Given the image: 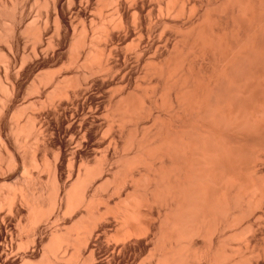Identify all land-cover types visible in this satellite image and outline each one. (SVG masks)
Listing matches in <instances>:
<instances>
[{
	"label": "bare ground",
	"instance_id": "bare-ground-1",
	"mask_svg": "<svg viewBox=\"0 0 264 264\" xmlns=\"http://www.w3.org/2000/svg\"><path fill=\"white\" fill-rule=\"evenodd\" d=\"M49 48H66L69 66L35 73L37 93L21 107L13 69ZM132 58L155 85L145 99L120 90L103 110L115 150L130 126L132 156L99 149L96 167L84 158L75 167L81 157L70 150L65 178L66 144L43 111L61 125L76 104L67 128L94 149L101 141L86 124L101 111L90 102L78 118L79 94L88 74ZM263 225L264 0H0V264H116V251L131 248L146 250L148 264H264ZM103 236L117 242L107 262L96 259Z\"/></svg>",
	"mask_w": 264,
	"mask_h": 264
},
{
	"label": "rangeland",
	"instance_id": "rangeland-1",
	"mask_svg": "<svg viewBox=\"0 0 264 264\" xmlns=\"http://www.w3.org/2000/svg\"><path fill=\"white\" fill-rule=\"evenodd\" d=\"M32 8V9H31ZM34 9V7H31V6H29L28 7V10H29V12L30 11H34L33 13L32 12H30V18H33L34 16H36V12H35V9ZM92 11H94V9H91V13H92ZM32 13V14H31ZM35 14V15H34ZM95 15V13L93 12L92 13V15L91 16H94ZM154 19H156V18H154ZM86 23V25H88L89 24V21H85ZM88 23V24H87ZM79 25H80V22H79ZM86 27V26H85ZM87 28V27H86ZM159 33H160V29H156L154 32H153V34L155 35H159ZM49 49H51V48H49ZM48 49V50H49ZM44 51L43 52V54L42 53H40L41 54V56H40V54H38L39 55V57H37V56H32V57H30V59H28L27 60V62H25V64L24 63H22V64H24L25 65V67L26 68H21L20 66H21V64L17 67V68H14L13 69V72L15 73V74H13V76H15L14 77V79L15 80H18V81H20L21 82V84L23 83V85H22V87H21V90H20V92H19V94H18V96H17V98H16V102L19 104V106H25L28 102H30L31 101V99H33V96H35V94L37 93L35 90L33 91V90H31L30 88L28 89V86L30 87L32 84V81H33V76H34V74L35 73H38V71H44V70H49V71H52L54 68H56L55 70H56V72L61 68L62 69V71L64 70V69H66L69 65L67 64L68 63V58H67V54H66V51H67V49L65 48V49H62V50H55V51H53V49H51V50H49V51ZM57 51V52H56ZM62 51V52H61ZM49 52V53H48ZM59 52H61V53H59ZM45 55V56H44ZM66 55V56H65ZM61 56V57H60ZM63 56V57H62ZM35 59H34V58ZM32 59V61H29V60H31ZM40 59V60H39ZM47 59V60H46ZM35 60V61H34ZM66 60V61H65ZM136 62V59L135 58H132V59H130V60H127V66L128 67H126V68H122V69H120L119 70V68H113V70H111L112 71V73H111V71H110V73H111V75H110V73H109V75H108V73H100L99 75H97L96 73V75L94 74V72L93 73H90V74H88V76L89 77H92L91 79L88 77L87 79H88V81H89V83H88V86H86V87H82V93L81 94H79V98H80V103H79V105H78V110H79V108H80V110H79V115H78V118L80 117H83V112H86L87 110H88V105H89V103L91 102V104L92 103H94V104H92V105H94V106H97L98 108H99V110L101 111H99L100 113H97V117H94L93 119V121L91 120V121H89V122H87V124H86V126L88 127V128H90V129H92L91 131L92 132H94V139L95 140H97L98 139V141H101V144H100V142H98L99 144L94 148V149H92L91 148V146L90 145H87V146H89V147H85V146H82L81 145V142H82V139H84V134H82L83 133V131H80V130H78V129H76L77 127H75L73 130H72V132H71V128H67V124H68V121L67 120H69L70 119V114H71V112H70V110H71V108H72V110H73V108H75L76 107V104L74 105V104H70L69 106V111L66 113V115H65V120H63V122L61 123V125L60 124H58V125H56V123H55V119H54V117L52 116L53 114L51 113H49V111H46V110H44L43 111V113H42V119H44L45 121H49V130H48V133L51 135V137H54V138H58L59 137V139H61L66 145L64 146V149H67V150H65V154H66V158H65V156H64V159H63V163H62V166H63V173H65L64 174V177L65 178H68V176H69V169L71 168L70 166H71V164H69L70 162H69V159L73 156L72 155V153H73V151L72 150H74V151H76L77 153H78V158H80V160L78 159V163H76V165H75V167L77 166L78 167V165L77 164H82L83 163V158H84V164L86 165V164H88V166H90V167H94L95 165H97L98 164V156L99 157H101L105 152H107L108 151V153L110 152V153H112V154H119V153H121V154H124L125 152V154H128V151H127V142H126V140H128L129 139V134H130V129H129V127H127L126 128V131L125 132H123L122 133V135H121V137H120V141H121V143H120V145L118 146V149L116 148V150L114 149L115 147H114V143L111 141V137H112V135H110V134H112L111 133V131H110V133H107V132H105V130L104 129H106V125H107V117L106 116H103L104 115V109H105V107H106V103H107V101H108V98H112L113 100H114V102H116V100H118V98L120 97V90H121V93H123V94H127L128 92H133L134 90H135V95H137L138 96V98L140 97H143V96H145V88L147 89L148 87H151L153 84L155 85V83H156V75L155 76H153V74H150L149 73V70H148V72H147V69L146 68H142V67H144V65H143V63H138V64H136L134 61ZM45 61V64H47V65H45L43 68H39V69H35L34 67H35V65L38 63V62H44ZM31 62V63H30ZM35 62V63H34ZM119 62H120V64H122L123 63V59H120L119 60ZM27 63H28V65H27ZM133 64V65H132ZM32 65V66H31ZM134 65H136L135 67H132V66H134ZM31 66V68H29ZM20 68V69H19ZM18 69V70H17ZM60 69V70H61ZM72 69H74V68H72ZM115 69V70H114ZM54 70V71H55ZM69 70H71V69H69ZM122 71V72H121ZM133 71V72H132ZM137 72V73H136ZM28 75H27V74ZM31 73V74H30ZM73 72L72 71H70V73H68V75H71ZM116 73V74H115ZM103 74V75H102ZM104 74H106V75H104ZM114 74V75H113ZM120 74V75H119ZM132 74V75H131ZM126 77H125V76ZM29 76H30V78H29ZM94 76V77H93ZM124 76V77H123ZM103 77V78H102ZM106 77V78H105ZM108 77V78H107ZM17 78V79H16ZM98 78V79H97ZM105 78V79H104ZM94 81H93V80ZM124 79H126V80H124ZM25 80V81H24ZM98 80V81H97ZM104 80V81H103ZM105 80H107V82L105 81ZM112 80V81H111ZM130 80V81H129ZM118 81V82H117ZM122 81H124V82H122ZM94 82V83H93ZM120 82V83H119ZM103 83H104V85H103ZM153 83V84H152ZM30 84V85H29ZM95 84V85H94ZM97 84L99 85V87L97 86ZM108 84V85H107ZM120 84V85H119ZM101 86H103L102 88H101ZM106 86V87H105ZM46 87H48V85L46 86ZM89 87V88H88ZM112 87V88H111ZM129 87V88H128ZM84 88V89H83ZM85 88H87V89H85ZM93 88H95V89H93ZM111 88V89H110ZM135 88V89H134ZM139 88V89H138ZM92 89V90H91ZM100 89V90H99ZM123 89V90H122ZM134 89V90H133ZM107 90H109V92L107 91ZM117 90V91H116ZM132 90V91H131ZM32 91V92H31ZM87 91H88V93H87ZM92 91H94V92H92ZM104 91H106V92H104ZM111 91V92H110ZM36 92V93H35ZM29 93L31 94V93H35V94H31V95H29ZM87 93V94H86ZM115 93V94H114ZM117 93V94H116ZM85 94V95H84ZM149 94H151V91H149ZM89 95V96H88ZM103 95H105V96H103ZM108 95V96H107ZM29 96V97H28ZM81 96V97H80ZM87 96V97H86ZM117 96V97H116ZM136 96V97H137ZM149 97H150V95H148ZM146 97V96H145ZM19 98V99H18ZM144 98V97H143ZM143 98H141V99H143ZM25 99V100H24ZM86 101H85V100ZM103 99H105V100H103ZM145 99V98H144ZM107 100V101H106ZM84 102V103H83ZM87 102V103H86ZM113 102V103H114ZM20 103H22V104H20ZM82 104H84V106H82ZM100 105V106H99ZM73 106V107H72ZM75 106V107H74ZM80 106V107H79ZM101 108V109H100ZM84 109V110H83ZM71 110V111H72ZM83 111V112H82ZM82 112V113H81ZM104 112V113H103ZM47 113V114H46ZM49 113V114H48ZM70 113V114H69ZM44 114V115H43ZM49 116V117H48ZM68 116V117H67ZM103 118H102V117ZM100 119H99V118ZM49 118V119H48ZM51 118V119H50ZM53 118V119H52ZM69 118V119H68ZM47 119V120H46ZM99 119V120H98ZM43 120V121H44ZM51 120V121H50ZM143 120H144V123H145V125L147 126V127H149V126H151L152 125V122H153V120H152V118L150 119H148L147 117L146 118H143ZM149 120H152V121H149ZM104 121V122H103ZM106 121V122H105ZM51 122H53L52 124H53V126H52V124H51ZM93 123V124H92ZM94 123H97L96 125L94 124ZM144 123L142 124V125H144ZM51 124V125H50ZM102 124V125H101ZM55 125V126H54ZM90 125H93V126H90ZM95 125V126H94ZM63 126V127H62ZM53 128V127H56V128H54V129H51V128ZM92 127V128H91ZM94 127V128H93ZM103 127V128H102ZM67 129V130H66ZM70 129V130H69ZM67 131V132H66ZM76 131V132H75ZM79 131V132H78ZM96 131H99L98 133L96 132ZM104 131V132H103ZM53 132V134H51ZM56 132V133H55ZM109 132V131H108ZM106 133H107V137H106ZM129 133V134H128ZM49 134H48V137H49ZM65 134V135H64ZM76 134V135H75ZM105 134V137H103V135ZM53 135V136H52ZM76 136V138L72 141V142H69L70 141V138H71V136ZM96 135V136H95ZM102 135V136H101ZM58 136V137H57ZM74 136V137H75ZM80 136H81V138H80ZM100 136H101V138H100ZM109 137V138H108ZM77 138H78V140H77ZM105 138V139H104ZM108 138V139H107ZM80 140V141H79ZM111 142V144H109L110 142ZM126 142V143H125ZM70 143H72L71 145H70ZM80 144L81 145V147H80V145H79V147H78V144ZM103 143V144H102ZM75 144H77L76 146H75ZM124 144H126V146L124 145ZM106 145H107V149H106ZM110 145V146H109ZM69 146V147H68ZM99 146V147H98ZM78 147V148H77ZM126 148V151H125V149L124 148ZM103 148H105V149H103ZM53 149H55V150H53ZM52 149V151H49L48 153V155L50 156V158L49 159H51V160H53V161H51V162H55V158H57L58 157V149L57 148H53ZM81 149V150H80ZM102 150L101 152H102V155H101V152H100V150ZM109 149V150H108ZM21 150V148H19V151ZM72 151V153H71V151ZM95 150H97V151H95ZM104 150V151H103ZM124 150V151H123ZM80 151V152H79ZM88 151V152H87ZM118 151V152H117ZM23 152V150H21V153ZM50 152H51V154H50ZM70 152V153H69ZM87 152V153H86ZM54 153L56 154L57 153V155H54ZM130 155L132 154V153H129ZM128 154V155H129ZM101 155V156H100ZM48 156V157H49ZM132 156V155H131ZM55 157V158H54ZM72 160V159H71ZM79 162H81V163H79ZM69 165V166H68ZM69 167V168H68ZM96 167V166H95ZM46 172H47V174H46ZM48 172L49 171H47V170H45V172L43 173L42 171L40 172V173H42L41 175H42V177L45 179L46 177H47V175H48ZM44 175V176H43ZM100 184V183H99ZM98 184V185H99ZM130 186H127V188H129ZM111 194V195H110ZM109 195L111 196V204H113V201H115V202H118L117 200H119L118 199V195L117 194H115V193H111V192H109ZM114 202V203H115ZM257 209L258 208H254L253 209V212L251 211V210H249L250 212L249 213H247V215H249L250 213H253V214H250L251 216H250V218L252 217H254V219L256 218V216L257 215H254V214H256L257 213ZM256 210V211H255ZM256 212V213H255ZM65 215H67L66 216V218L67 219H69V217H71V215L70 214H68V213H66ZM69 215V216H68ZM112 214H109V217H108V222L109 221H114V224H115V220H114V218L112 219V217L113 216H111ZM111 216V217H110ZM249 217V216H248ZM76 219V218H75ZM247 219V218H246ZM249 219V218H248ZM11 223L9 224V227H11V230H12V234H11V238L16 242L17 241V239H18V237L20 238V236H19V225H18V223H17V221L16 220H14V219H11V221H10ZM107 222V224H109ZM42 223H44V225L42 224ZM41 224H42V226L43 227H45V224H49V223H45L44 221L42 222ZM114 224H112V223H110V225H114ZM69 224H67V226H68ZM17 226H18V228H17ZM264 226V225H263ZM229 228H231V227H228V229ZM264 227H261L260 226V229L261 230H264L263 229ZM260 230V231H261ZM259 233V237H261V235L262 234H264V231H263V233H262V231H261V233L260 232H258ZM261 234V235H260ZM102 235H103V233H102ZM264 235H262V237H263ZM142 238V237H141ZM140 238V239H141ZM112 237H110V238H108V237H105V236H103L102 238H101V243H99V246H100V250H99V253L97 254V256H96V259H98L99 261L100 260H102L103 262H107L108 261V259H110V257H111V251L113 250V249H110V247L111 248H113V246H114V244H116L117 242H115V240L113 239ZM143 240H144V238H142ZM140 240V241H143V240ZM106 241V242H105ZM110 241V242H109ZM113 241H114V244H113ZM144 241H146V239L144 240ZM148 241V240H147ZM103 242V243H102ZM109 242V243H108ZM233 242H235V240H233ZM134 243H140V242H137V241H133V246L134 245H138V244H134ZM101 244V245H100ZM111 244V245H110ZM113 244V245H112ZM149 244V245H148ZM104 246V247H103ZM147 246L148 247H150V242L149 243H147ZM105 248V249H104ZM109 248V249H108ZM106 251V252H105ZM129 252H127L126 254H123L122 253V255L120 254V255H118V251H116V256L120 259H118V261H116L117 260V257H116V264H119V262L120 263H126V262H128V263H134V264H148L149 262V259H148V253H147V251L145 250V251H143L142 253H135L134 251H133V249L131 248V249H129L128 250ZM133 252V254H131ZM109 253H110V257L108 256L109 255ZM101 254V255H100ZM139 254H141V255H139ZM100 255V257L99 258H97L98 256ZM137 255V256H136ZM107 257V258H106ZM109 257V258H108ZM131 257V258H130ZM104 260H103V259ZM106 258V259H105ZM261 258V257H260ZM125 259H127V261L125 260ZM129 259V260H128ZM257 259V258H256ZM125 260V261H124ZM135 260V261H134ZM258 260H259V263L261 264V262H262V260L261 259H259V257H258ZM257 260V261H258ZM97 261V260H96ZM131 263V264H132ZM263 263V262H262Z\"/></svg>",
	"mask_w": 264,
	"mask_h": 264
}]
</instances>
